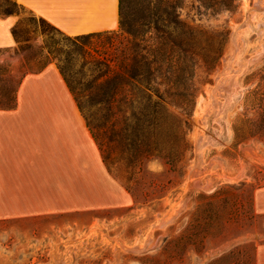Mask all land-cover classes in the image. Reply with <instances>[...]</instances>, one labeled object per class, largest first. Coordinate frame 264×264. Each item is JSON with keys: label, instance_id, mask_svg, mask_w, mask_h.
<instances>
[{"label": "rangeland", "instance_id": "374dc122", "mask_svg": "<svg viewBox=\"0 0 264 264\" xmlns=\"http://www.w3.org/2000/svg\"><path fill=\"white\" fill-rule=\"evenodd\" d=\"M164 1L122 0L121 20L135 21ZM0 3L19 15L23 38L0 48V108H8L24 75L56 62L68 40L28 8ZM179 3L203 31L226 27L229 35L218 64L198 68L201 85L193 116L180 132L185 157L175 185L142 204L100 156H76V191L61 195L70 207L0 217V264H256L264 241V109L250 91L264 84V0H237L236 8L218 13L205 11L198 0ZM149 166L163 169L158 159ZM197 210L209 221L218 216V228L205 247L176 245L179 234L191 231ZM238 244L236 254L211 263Z\"/></svg>", "mask_w": 264, "mask_h": 264}, {"label": "trees", "instance_id": "16d2710c", "mask_svg": "<svg viewBox=\"0 0 264 264\" xmlns=\"http://www.w3.org/2000/svg\"><path fill=\"white\" fill-rule=\"evenodd\" d=\"M6 1L25 7L17 0ZM198 2L212 13L237 5V0ZM182 8L179 0H166L155 11L140 13L135 21L121 20L120 0L116 29L71 35L58 28L68 41L59 46L55 63L108 171L142 204L162 198L175 185L173 176L182 170L185 157L180 132L193 116L201 85L198 68L204 65L212 70L218 64L229 35L226 27L203 31L184 16ZM13 12L0 3V15ZM13 33L21 43L17 23ZM250 96L254 102L262 101L264 109V84L256 85ZM156 159L162 162V170L150 168ZM202 211L194 213L191 231L179 234L176 245L205 247L207 235L218 228L214 226L218 216L209 221ZM239 250L240 245H235L211 263Z\"/></svg>", "mask_w": 264, "mask_h": 264}, {"label": "crops", "instance_id": "0c3cea01", "mask_svg": "<svg viewBox=\"0 0 264 264\" xmlns=\"http://www.w3.org/2000/svg\"><path fill=\"white\" fill-rule=\"evenodd\" d=\"M17 1L71 35L120 26V0ZM18 18L0 15V48L18 43L13 33ZM76 156L102 160L63 75L50 62L26 73L15 105L0 108V217L70 207L61 195L76 191ZM256 264H264V241L258 243Z\"/></svg>", "mask_w": 264, "mask_h": 264}, {"label": "bare ground", "instance_id": "6f19581e", "mask_svg": "<svg viewBox=\"0 0 264 264\" xmlns=\"http://www.w3.org/2000/svg\"><path fill=\"white\" fill-rule=\"evenodd\" d=\"M198 145H199V147H202L203 144L202 143H199Z\"/></svg>", "mask_w": 264, "mask_h": 264}]
</instances>
